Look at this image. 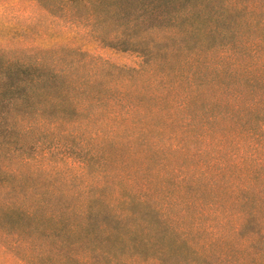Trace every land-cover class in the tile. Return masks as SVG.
I'll return each instance as SVG.
<instances>
[{"label":"trees","instance_id":"obj_1","mask_svg":"<svg viewBox=\"0 0 264 264\" xmlns=\"http://www.w3.org/2000/svg\"><path fill=\"white\" fill-rule=\"evenodd\" d=\"M49 1L70 32L138 62L68 43L0 51V252L20 264H250L236 194L254 162L264 0ZM177 155L191 164L170 166Z\"/></svg>","mask_w":264,"mask_h":264},{"label":"rangeland","instance_id":"obj_2","mask_svg":"<svg viewBox=\"0 0 264 264\" xmlns=\"http://www.w3.org/2000/svg\"><path fill=\"white\" fill-rule=\"evenodd\" d=\"M43 2L37 4L32 0H0V51L9 55L16 52L13 54L16 56L19 54L17 51L24 48H47L55 44L68 43L73 46H83L93 55L117 66L137 65L138 60L133 54L102 48L100 44H94L90 38L80 32H70L65 19L57 15V12L52 14L53 10L47 9L52 1ZM248 89L251 93L249 118L257 136L252 146L254 159L252 173L241 178L237 185L239 189L236 194L239 201L237 210L240 213V233L248 243L249 263L264 264V66L260 71L251 72ZM253 100L257 103H253ZM159 139L163 141L164 136ZM74 146L76 147V144ZM160 157L162 155L154 160L155 163ZM62 162L59 167L61 174L74 178L73 183L76 185L81 178L75 177L76 172L72 170L73 161L64 159ZM168 163L170 166L181 163L189 165L191 161L177 155ZM95 166L96 163L91 170ZM0 264L20 263L0 252Z\"/></svg>","mask_w":264,"mask_h":264}]
</instances>
